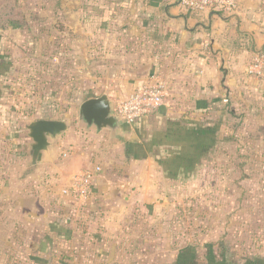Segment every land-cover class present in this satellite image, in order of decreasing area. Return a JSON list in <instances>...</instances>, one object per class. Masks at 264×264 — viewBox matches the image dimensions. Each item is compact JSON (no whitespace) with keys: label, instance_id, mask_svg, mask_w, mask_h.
Masks as SVG:
<instances>
[{"label":"rangeland","instance_id":"374dc122","mask_svg":"<svg viewBox=\"0 0 264 264\" xmlns=\"http://www.w3.org/2000/svg\"><path fill=\"white\" fill-rule=\"evenodd\" d=\"M63 1L0 0V25L6 28L0 33L8 41L0 57L11 59L0 62V141L8 169L16 156L26 157L30 122L63 120L77 136L76 125L86 123L80 118L85 67L65 29ZM259 1L264 23V0ZM179 117L156 115L139 142L119 141L122 151L111 153L107 171L131 180L129 189L94 229L77 224L74 248L80 252L87 236L98 247L87 255L73 249L62 256L66 264H179L187 246L196 250L195 264H206L210 249L218 260L264 264V128L251 119L241 127L236 118L238 128L227 135L222 117H202L194 121L199 136L193 137L191 120ZM117 161L130 162L131 173ZM82 212L91 214L90 208Z\"/></svg>","mask_w":264,"mask_h":264},{"label":"crops","instance_id":"0c3cea01","mask_svg":"<svg viewBox=\"0 0 264 264\" xmlns=\"http://www.w3.org/2000/svg\"><path fill=\"white\" fill-rule=\"evenodd\" d=\"M67 1H63L68 9L65 29L80 50L75 54L85 67L80 74L87 83L80 106L102 95L115 106L157 78L165 82L168 97L164 109L137 126L122 123L120 130L112 131L77 124L81 128L77 136L68 125L69 130L52 142L35 167L29 165L31 142L26 157L16 156L15 167L2 165L5 153L0 141V264H66L62 256L78 251L73 242L79 238L77 224L83 221L86 229H94L102 223L104 211L124 197L122 190L129 189L131 180L107 171L113 163L108 157L113 152L120 155L121 139L139 142V133L156 115L171 117L179 112V118L192 122L222 117L227 135L236 118L241 127L251 119L264 128V67L260 75L248 73L254 57L264 54L261 1H246L234 14L201 15L186 11L182 0ZM3 33L0 47L8 44ZM0 58L1 64L11 61ZM5 71L1 69V76L7 78ZM93 157L98 159L94 164ZM117 163L124 172L133 170L130 162ZM96 166L103 172L88 206L81 209L62 192L71 187L75 176ZM88 208L90 216L82 212ZM90 239L86 237L78 254L87 255L91 247H98ZM105 248L102 244L96 252L104 255Z\"/></svg>","mask_w":264,"mask_h":264},{"label":"built area","instance_id":"2783aa9c","mask_svg":"<svg viewBox=\"0 0 264 264\" xmlns=\"http://www.w3.org/2000/svg\"><path fill=\"white\" fill-rule=\"evenodd\" d=\"M246 1L259 0H182L181 3L186 11L195 15H201L206 12L234 14L242 9ZM263 67L264 54H258L249 66L248 73L252 76L260 75ZM167 97L165 82L157 78L153 83L145 85L127 98L117 101L115 103V115L121 123L133 126L141 118L161 110ZM224 102L226 103L227 100ZM102 172L101 166L81 172L74 177L71 187L63 190V195L71 197L80 204L81 209H85L88 206L95 183Z\"/></svg>","mask_w":264,"mask_h":264},{"label":"water","instance_id":"95a60500","mask_svg":"<svg viewBox=\"0 0 264 264\" xmlns=\"http://www.w3.org/2000/svg\"><path fill=\"white\" fill-rule=\"evenodd\" d=\"M161 109H164L162 107ZM80 118L89 126L98 130H120L121 121L115 115V106L106 95L86 100L80 106ZM27 136L31 140L30 167L37 166L43 154L49 152L52 142L57 141L68 130V123L63 120H34L27 125Z\"/></svg>","mask_w":264,"mask_h":264},{"label":"trees","instance_id":"16d2710c","mask_svg":"<svg viewBox=\"0 0 264 264\" xmlns=\"http://www.w3.org/2000/svg\"><path fill=\"white\" fill-rule=\"evenodd\" d=\"M146 118H148V117L146 116V117H143L141 119L144 120ZM140 120H138L133 126H137L139 124L138 122H140ZM142 120H141V122H142ZM182 122H184V121H182ZM189 124L194 126L193 130L191 131L193 137H198L199 134L197 133V130H195L197 125L194 124V122H192V121ZM236 128H238V125L237 124H232V126L228 127V129H227L228 133L230 132L229 134L231 135L233 133V130L235 131ZM193 141L195 142V140H193ZM215 221H218V220H215ZM209 252L210 253L208 255L206 264H240V263H233V262H230V261H227V260H218L214 256V253H213L212 249H210ZM196 255L197 254H196L195 248L193 246H187L179 254V264H195L196 263ZM246 264H253V261L246 262Z\"/></svg>","mask_w":264,"mask_h":264}]
</instances>
